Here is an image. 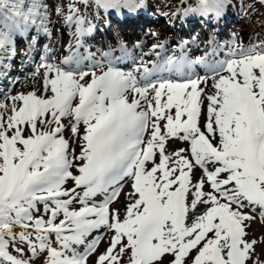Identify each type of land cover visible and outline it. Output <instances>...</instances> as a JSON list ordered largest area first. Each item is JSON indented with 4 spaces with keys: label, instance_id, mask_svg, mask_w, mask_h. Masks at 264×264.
<instances>
[{
    "label": "snow or ice",
    "instance_id": "obj_1",
    "mask_svg": "<svg viewBox=\"0 0 264 264\" xmlns=\"http://www.w3.org/2000/svg\"><path fill=\"white\" fill-rule=\"evenodd\" d=\"M82 6L143 8L141 0H63L55 14L74 28L76 50L59 63L42 58L39 91L0 98V264L41 256L43 264H88L101 230L111 237L95 264L167 256L170 264H259L247 228L264 221V46L244 47L234 34L212 53L224 58L208 62L183 49L161 58L160 44L150 50L156 60L129 71L104 53L105 69L80 52L94 30ZM224 7L198 0L185 14L219 17ZM49 23L45 0H0V66L15 56V37L33 28L50 35ZM209 81L211 93L201 87ZM66 129L79 138L78 153ZM170 140L187 147L166 154ZM129 182L121 215L111 205Z\"/></svg>",
    "mask_w": 264,
    "mask_h": 264
},
{
    "label": "rangeland",
    "instance_id": "obj_2",
    "mask_svg": "<svg viewBox=\"0 0 264 264\" xmlns=\"http://www.w3.org/2000/svg\"><path fill=\"white\" fill-rule=\"evenodd\" d=\"M144 1V0H143ZM149 4H147V9L151 13L150 25L148 27L140 26V28L136 30H124L119 25L114 27L107 26V32L111 33L114 38H117L119 41H123L125 44L129 46V51L133 56V61L130 66L126 67H118L121 70L129 71L140 65V61L144 60L146 62L154 61L153 54H151V49L154 45H160L164 43V41L168 42L169 47L165 48L166 56H179L181 53L179 50L184 49L185 46H189L185 55L189 56L190 60H195L199 57H204L206 55L204 51L198 52L195 50V44L201 46L203 50L206 47L207 39L206 35L210 31L217 32L219 28L217 24L212 22L210 25L205 27L198 26L193 29V33H187L190 30L187 27V21L184 19H188L195 14H184L182 19V12L185 13V9L189 7H195L198 3L196 0H169V2L162 6V0H148ZM144 5V3L141 1ZM188 3V5H187ZM188 7V8H189ZM84 7H81V10ZM144 8V7H143ZM141 8V9H143ZM55 7H49V19L50 23L48 24V28L50 31V35H46L43 31L37 32L35 28L31 29L28 33L33 32L34 36L37 34L41 36V40L38 41L35 51V62L29 61L26 65L24 58V51L22 49H17L15 51V56L10 60H4L3 66H0V98L5 95H16L18 93H26L32 90L39 91L42 87V81L40 76H35L34 73L38 65H40L42 58L47 57L51 59L55 63H59L64 57L69 55V48L72 47V50L75 51V39L73 38L72 32H74V28L72 30L65 29L64 22L61 18H58L55 14ZM231 14L233 15V23L227 24L223 26V35L224 43L228 44L235 34V41L237 44H242L244 47H248L249 45H260L264 46V3H261V0H225V7L223 12L219 17L224 15ZM100 15V13H99ZM211 16L215 17L214 14ZM99 16H97L98 18ZM212 17V20L214 19ZM218 17V18H219ZM90 18L94 23L97 18L95 14H91ZM106 24V22H105ZM215 25V26H214ZM184 26V27H183ZM183 27V28H182ZM187 30L185 32L179 31ZM136 34V35H135ZM135 35V36H132ZM132 36L131 38H129ZM129 38V39H128ZM160 49V48H157ZM156 49V51H157ZM135 50V51H133ZM215 52H218L215 51ZM105 52L101 50H95L94 58L97 61L102 60V56ZM145 53H149V55H145ZM223 54L220 53L216 57L210 58L211 61L213 59H222ZM105 60H102V63L105 68ZM90 62H85L84 69L89 70L87 65ZM14 64V65H13ZM17 65V66H15ZM14 66L12 77L7 80V74H4L3 71H7L8 67ZM199 67L195 73L199 76H204L206 74V70L201 69L203 66L197 65ZM27 67V68H26ZM106 69V68H105ZM97 72L100 69H96ZM5 71V72H6ZM43 69H41V74ZM5 79L12 84V88L9 90H4L3 84L5 83ZM211 81L208 82V86L201 85L202 88H205V91L211 93L212 89L210 87ZM7 104H11V100L5 101ZM207 103V102H205ZM174 112V110H173ZM9 113H5L7 116ZM163 123V122H162ZM65 138L69 140L70 148L74 149L76 153L79 152V138L72 139V134L70 130L65 131ZM187 147V145L182 141L170 140L166 145V154L172 153L174 150H178L180 148ZM195 177H199L201 175V170L194 169ZM69 186H71V182H69ZM131 191L130 182L129 184H125L122 190V194L117 201H115L111 207L114 209H119L121 215L124 213L125 204L127 203L125 194ZM78 210V208L76 209ZM204 211L203 207H199L197 211V215ZM192 217L189 218V223L191 222ZM248 240L257 241L255 245V252L252 257L253 260H259V264H264V221L259 219V216L253 221L250 222L249 227L247 228ZM95 235H101L104 239L101 241L98 252L92 254L88 258V264H95L97 255L102 253L109 245V239L111 237V233H105L104 230H101ZM15 254V253H13ZM25 257H27V250L25 249ZM44 257H39L33 259L31 264H43ZM171 256H167L163 260V264H170ZM127 257L124 258L126 264ZM249 264H252L250 261Z\"/></svg>",
    "mask_w": 264,
    "mask_h": 264
},
{
    "label": "trees",
    "instance_id": "obj_3",
    "mask_svg": "<svg viewBox=\"0 0 264 264\" xmlns=\"http://www.w3.org/2000/svg\"><path fill=\"white\" fill-rule=\"evenodd\" d=\"M168 1L169 0H162V2H164L165 4ZM45 2L50 6L53 2H56V4H62L63 0H45Z\"/></svg>",
    "mask_w": 264,
    "mask_h": 264
},
{
    "label": "bare ground",
    "instance_id": "obj_4",
    "mask_svg": "<svg viewBox=\"0 0 264 264\" xmlns=\"http://www.w3.org/2000/svg\"><path fill=\"white\" fill-rule=\"evenodd\" d=\"M219 34H222V33L219 32ZM135 35H132V36H135ZM132 36H130L129 38H131ZM194 46H195V50L196 51H201V46L200 45H194ZM206 58H207V61L210 62V57H206ZM203 69L206 70L204 67H203Z\"/></svg>",
    "mask_w": 264,
    "mask_h": 264
}]
</instances>
